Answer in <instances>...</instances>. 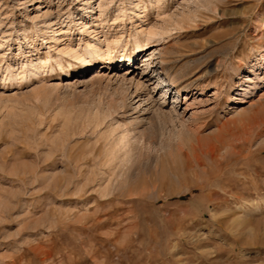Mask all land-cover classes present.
Here are the masks:
<instances>
[{
  "label": "rangeland",
  "instance_id": "rangeland-1",
  "mask_svg": "<svg viewBox=\"0 0 264 264\" xmlns=\"http://www.w3.org/2000/svg\"><path fill=\"white\" fill-rule=\"evenodd\" d=\"M263 56L264 0H0V264H264Z\"/></svg>",
  "mask_w": 264,
  "mask_h": 264
},
{
  "label": "bare ground",
  "instance_id": "bare-ground-1",
  "mask_svg": "<svg viewBox=\"0 0 264 264\" xmlns=\"http://www.w3.org/2000/svg\"><path fill=\"white\" fill-rule=\"evenodd\" d=\"M209 3H211V2H209ZM146 10V9H145ZM123 13L125 12V11H122ZM127 20H130V18H128ZM151 34V33H150ZM153 34V33H152ZM140 35V34H139ZM138 35V36H139ZM138 36H137V39H138ZM155 43V42H154ZM153 42H152V39L151 40H149V42L147 43L148 45H150L151 47H149V48H146V49H144V46L143 45H140V41H138V40H136V44L139 46V50H149L150 48H152L154 45ZM146 47V46H145ZM100 51V50H99ZM94 52L95 53H99L98 51H93L92 50V47H89V49L87 50V56H93L94 55ZM109 55H111L110 53H108ZM111 57H112V55H111ZM78 58V57H77ZM113 59L114 58H116L118 61H121V62H125V63H127V64H129V66H131V67H128L127 69H126V71H127V74H130V73H128V71L129 72H131V70H134L135 69V67H136V65L138 64V61H139V58H138V53H135V54H133V55H129V56H126V55H123V54H118V55H114L113 57H112ZM79 59V58H78ZM52 58L51 57H47V58H45V59H42L41 60V67H48V68H50V67H52ZM263 60H264V56H263ZM115 62H117V61H115ZM120 63V62H119ZM34 65V64H33ZM62 68H64L62 65H61V69ZM41 69V68H40ZM263 69H264V67H263ZM38 70H39V67L36 65L35 67H33L32 69H30L29 70V73L31 74V76H33V75H35L36 73H38ZM24 73V71L21 73V74H23ZM36 76V75H35ZM244 91H246L244 88L243 89H241V92H244ZM245 94H250L249 93V91H247V92H245ZM242 94H239V95H237V96H241ZM123 140L124 141H126V144H128L129 143V135H128V133H124L123 134Z\"/></svg>",
  "mask_w": 264,
  "mask_h": 264
}]
</instances>
